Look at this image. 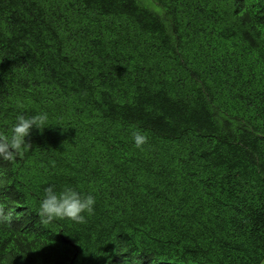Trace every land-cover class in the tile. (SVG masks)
Segmentation results:
<instances>
[{
  "label": "trees",
  "instance_id": "obj_1",
  "mask_svg": "<svg viewBox=\"0 0 264 264\" xmlns=\"http://www.w3.org/2000/svg\"><path fill=\"white\" fill-rule=\"evenodd\" d=\"M42 112L0 264L264 263V0H0V132ZM51 185L94 214L43 224Z\"/></svg>",
  "mask_w": 264,
  "mask_h": 264
},
{
  "label": "clouds",
  "instance_id": "obj_2",
  "mask_svg": "<svg viewBox=\"0 0 264 264\" xmlns=\"http://www.w3.org/2000/svg\"><path fill=\"white\" fill-rule=\"evenodd\" d=\"M48 121L47 113H37L32 116L23 114L16 117V122L10 129V135L0 132V159L13 161L31 150L32 144L26 139L33 128L43 130ZM135 146L143 147L147 137L141 132L133 133ZM95 197L92 194H81L72 187H65L56 191L55 185L44 190L40 201L38 215L43 224H49L56 219H69L76 223H86L84 213L94 214ZM11 216L6 215L3 206H0V224L10 222Z\"/></svg>",
  "mask_w": 264,
  "mask_h": 264
},
{
  "label": "rangeland",
  "instance_id": "obj_3",
  "mask_svg": "<svg viewBox=\"0 0 264 264\" xmlns=\"http://www.w3.org/2000/svg\"><path fill=\"white\" fill-rule=\"evenodd\" d=\"M264 264V263H263Z\"/></svg>",
  "mask_w": 264,
  "mask_h": 264
}]
</instances>
